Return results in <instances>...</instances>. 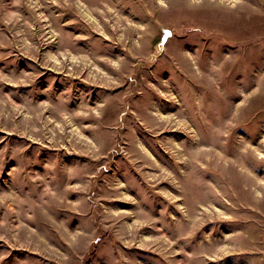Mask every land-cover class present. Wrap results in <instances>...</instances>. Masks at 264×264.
I'll use <instances>...</instances> for the list:
<instances>
[{
  "label": "rangeland",
  "instance_id": "obj_1",
  "mask_svg": "<svg viewBox=\"0 0 264 264\" xmlns=\"http://www.w3.org/2000/svg\"><path fill=\"white\" fill-rule=\"evenodd\" d=\"M0 264H264V0H0Z\"/></svg>",
  "mask_w": 264,
  "mask_h": 264
},
{
  "label": "water",
  "instance_id": "obj_2",
  "mask_svg": "<svg viewBox=\"0 0 264 264\" xmlns=\"http://www.w3.org/2000/svg\"><path fill=\"white\" fill-rule=\"evenodd\" d=\"M173 35V30L170 28H163V36L162 39L160 40V42L157 45V50L158 52H161L164 50L165 45L169 39L170 36Z\"/></svg>",
  "mask_w": 264,
  "mask_h": 264
},
{
  "label": "bare ground",
  "instance_id": "obj_3",
  "mask_svg": "<svg viewBox=\"0 0 264 264\" xmlns=\"http://www.w3.org/2000/svg\"><path fill=\"white\" fill-rule=\"evenodd\" d=\"M198 153V152H197Z\"/></svg>",
  "mask_w": 264,
  "mask_h": 264
}]
</instances>
